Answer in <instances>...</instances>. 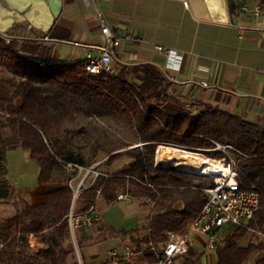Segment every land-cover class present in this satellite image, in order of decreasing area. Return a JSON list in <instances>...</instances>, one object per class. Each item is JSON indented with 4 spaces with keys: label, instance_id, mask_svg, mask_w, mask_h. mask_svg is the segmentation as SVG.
Listing matches in <instances>:
<instances>
[{
    "label": "trees",
    "instance_id": "1",
    "mask_svg": "<svg viewBox=\"0 0 264 264\" xmlns=\"http://www.w3.org/2000/svg\"><path fill=\"white\" fill-rule=\"evenodd\" d=\"M70 37L71 30L63 25H54L42 37L0 31V60L7 67L0 74V171L6 150L21 148L40 165L39 185L58 183L42 201H25L22 207L14 204L15 212L0 219V264H80L68 218L73 202L69 180L77 172H68L66 165L86 164L72 138H63L61 130L71 133L66 121L105 115L123 119L143 145L86 138L94 155L109 154L107 165L123 157L128 161L118 171L102 170L108 176L99 175L80 193L79 211L96 205L98 196L118 200L120 192L132 199H152L156 209L145 234L119 232L130 235V246L137 251L122 264L155 261L149 243L159 246L169 231L184 230L206 202L203 188L214 183L212 177L156 165L157 147L173 143L212 149L214 141L241 151H232L240 184L255 186L260 193L253 218L222 237L215 252L217 264H264V252L250 263L257 250L264 251V240L256 242L249 235L250 229L264 232V127L210 104L188 109L187 103L168 92L170 75L152 62L117 63L113 75L91 74L85 57H60L49 44ZM81 130L88 135L87 127ZM207 156L223 154L216 151ZM14 194L12 184L0 182V200L8 202ZM32 233L42 247H31ZM77 242L82 264H103L87 258L80 233ZM188 255L186 264H204L202 252L191 248Z\"/></svg>",
    "mask_w": 264,
    "mask_h": 264
},
{
    "label": "crops",
    "instance_id": "2",
    "mask_svg": "<svg viewBox=\"0 0 264 264\" xmlns=\"http://www.w3.org/2000/svg\"><path fill=\"white\" fill-rule=\"evenodd\" d=\"M96 1L119 34L133 33L140 38L122 41L115 64L152 62L170 75L168 92L185 103L195 108L210 104L264 127V18L240 19L247 25L240 34L239 21L232 15L235 5L230 0ZM19 2L33 3L37 14L43 16V10H48L43 6L46 0ZM7 19L0 16V20ZM54 25L71 30L69 40L49 41L55 49L61 48L60 53L55 50L60 57H85L93 46L102 43L95 5L87 6L84 0H63ZM158 45L182 55L180 69L168 67L169 58L156 48ZM52 185L56 184L41 186ZM195 250L202 252L196 246Z\"/></svg>",
    "mask_w": 264,
    "mask_h": 264
},
{
    "label": "rangeland",
    "instance_id": "3",
    "mask_svg": "<svg viewBox=\"0 0 264 264\" xmlns=\"http://www.w3.org/2000/svg\"><path fill=\"white\" fill-rule=\"evenodd\" d=\"M9 4L10 3H8L7 0H4V2L0 0V8H5L8 12L14 13L16 16L17 14H19L18 16L20 17L17 19H13L10 28L7 30L10 32V34L31 37L43 36L44 32L41 29L43 28L41 22L45 20L44 17L39 16L37 18H33L32 16L30 17L32 18L31 23L30 18H27V14L24 9L21 8V10L15 11L14 9H11L9 7ZM62 17L63 16H61V23L63 22ZM0 30L2 29L0 28ZM55 50L58 53L61 52V48H56ZM3 70H7V67L0 60V74ZM65 126L71 130V133L67 134V132L62 129V137L66 138L68 135V137L72 138L76 152L83 157L86 164V169H84L82 172L76 171L77 173L74 174L77 176L73 182L74 185L78 184L86 176L88 170L93 168L94 166H96L100 171L110 170L111 172H114L120 170L128 161L126 157H123L119 160H116L112 165H107L106 160L109 158V154H107V152L105 151H101L97 155H94L91 148L86 145V138L91 139L93 142L96 141L97 138H99L101 141L122 140L126 143H129L131 145L130 147L143 145V143L138 142L139 139L137 133L134 132V130H132L130 127H128L123 119L112 115L94 116L90 119H81V117H78L74 121H66ZM83 126L87 127L89 132L88 135L85 131L81 130ZM175 150L176 148L172 145H159L155 153V164L158 158L159 160L164 161V154L168 153L169 151H172L175 154ZM216 151L217 150H214L212 148L203 149V151L186 149V151L184 152L198 154L207 158V153ZM230 153L232 154V152ZM176 156L178 157V155ZM5 157L6 161L4 163L2 171H0V182L5 181L12 184L15 189V194L12 198L9 199L8 202L0 200V219L7 217L15 212L16 207L14 204H18V206L22 207L24 206L25 201L40 202L43 199L48 188H52L53 186L58 185V183H53L56 185L48 187L38 184L40 165L36 160L31 158L29 151L21 148L7 149ZM208 158H212L214 160L218 159L219 157ZM174 164L175 162L169 167L174 166ZM94 178L95 174L91 172L87 176L85 184L89 185L93 181H96ZM74 193L75 191L73 189V195ZM80 193L77 194L74 200L75 208L77 210H79L80 208ZM96 207L99 213V219L91 225H85L80 229L75 230L74 238L72 236V240L74 242L75 249L77 247L79 254H81L77 242V235L78 233H80L84 238L85 251L88 257L91 258L93 256L94 258H96V260L102 262L107 259L108 251L110 249L117 248L119 250H123L126 246H130V235H123L119 232L128 233L136 230L137 232L135 234H145L149 229L150 218L156 212L155 204L151 203L150 199L108 201L103 196H98ZM235 228L236 226L233 225H225L220 230L221 237L232 233ZM249 235H253V238H256V242H261L263 240L260 231L258 230L250 229ZM161 247L162 243L159 246L156 245L157 249H160ZM196 247L202 251L204 250L203 246L198 243H196ZM263 252V250H257L252 256L250 263H252ZM136 255L137 251L135 256ZM135 256H133V258ZM188 256L189 255H187V257ZM205 260L206 264H217L216 253L214 251H206L205 259L203 258V262Z\"/></svg>",
    "mask_w": 264,
    "mask_h": 264
},
{
    "label": "built area",
    "instance_id": "4",
    "mask_svg": "<svg viewBox=\"0 0 264 264\" xmlns=\"http://www.w3.org/2000/svg\"><path fill=\"white\" fill-rule=\"evenodd\" d=\"M235 5V10L232 13L233 18L237 22L242 18H264V0H230ZM87 6L95 5V20L102 34V43L93 46V50H89L85 54V68L91 74H106L113 75L116 73L115 53L123 40H139L140 38L133 33L125 35L119 34L113 24L108 20L105 13L97 4L96 0H84ZM188 5V2H185ZM239 33L243 34L247 25L237 23ZM47 38V37H46ZM159 51H163L169 58L168 67L171 69H180L183 57L176 50L165 48L162 45L156 46ZM207 85V83H204ZM187 108L194 111L190 104ZM214 150L220 151L223 156L215 159L224 166L223 172L220 174H210L207 170H187L200 176L212 177L214 183L211 186L203 188L206 194V202L200 212L188 223L184 230L169 231L166 239L162 243L160 249L156 248L154 243H149L148 248L156 254V259L151 264H186L185 260L190 249H195L197 241H201L204 250L202 251L205 259L206 251L216 252L221 243L220 230L225 225L241 226L245 225L253 218L255 211L260 206V193L255 186L243 188L238 179V171L236 161L230 153L235 151L241 153L239 149L231 144H222L214 141ZM178 150L191 149L203 151L204 148H189L178 144L169 143ZM161 160H156V165L160 164ZM68 172L79 171L86 169L84 166L76 163H68L66 165ZM95 174V180L101 174H105L98 170L96 166L89 169L86 176L76 185L73 184L76 175H73L69 180V185L74 189L73 202L68 214L71 233L80 229L82 226L91 225L99 219V213L96 205H92L85 211H79L75 208L74 200L80 192L92 186L95 181L89 185L86 183V178L90 173ZM108 176V174H105ZM118 200L131 201L132 197L127 192H120L117 195ZM151 203H154L150 199ZM264 240V232L260 231ZM37 236L30 234L29 241L32 248L37 249L42 247L36 241ZM136 251L131 246H126L123 250L112 248L108 251V257L103 264H122L130 261L135 256ZM206 264V260L204 261Z\"/></svg>",
    "mask_w": 264,
    "mask_h": 264
},
{
    "label": "bare ground",
    "instance_id": "5",
    "mask_svg": "<svg viewBox=\"0 0 264 264\" xmlns=\"http://www.w3.org/2000/svg\"><path fill=\"white\" fill-rule=\"evenodd\" d=\"M19 1L20 0H11L10 4L13 6L20 5L22 7H24L26 4L32 5L33 6L32 7L33 9H31L32 11H29V13L27 14L29 17H32L31 13H39L38 11H36V8H35L33 3H31V2H26V3L22 2L21 3ZM43 4H45V3H43ZM43 6H47V4H45ZM43 11H44V16L43 15L42 16L45 18V20H43L41 22V24L44 27V26H47L52 21L53 16L49 12V9L43 10ZM8 13H10V12H8ZM10 15H13V17L16 19L20 18L18 16L19 14H17L18 17L14 13H10ZM28 16H27V18H28ZM14 18L7 19L5 21H0V28L5 29L8 26H11V23H12ZM158 150H159V148H158ZM175 152L176 153L174 154L172 151H169L168 153L164 154V161H162V160L161 161L167 165H171L175 162L174 165H176V166L179 165V166L184 167L187 170H192V171H194V170H207V172L209 171L210 174H220L224 170V166L220 162L216 161L215 159L213 160L212 158H208V157L206 158V157H203V156L198 155V154H194V153H190V152H184V150L182 151V150L176 149ZM182 154H184V155H182ZM176 155H178V157ZM157 156H158V154H157Z\"/></svg>",
    "mask_w": 264,
    "mask_h": 264
},
{
    "label": "water",
    "instance_id": "6",
    "mask_svg": "<svg viewBox=\"0 0 264 264\" xmlns=\"http://www.w3.org/2000/svg\"><path fill=\"white\" fill-rule=\"evenodd\" d=\"M2 1L4 2V0H2ZM46 4L48 6L49 12L52 14L53 17H52V21L47 26H44L43 28H41L42 31L44 32L43 36L47 35L48 31L52 28L54 21L60 16V14L62 12V8H63V0H46ZM9 5H10L9 7L11 9H14L15 11L21 10V8L24 9L26 14H28V12L31 11V9H32V5H30V4H26L24 7L13 6L11 4H9ZM39 16H41V15H39L37 13H34L33 18L34 17L37 18ZM28 18H30V17L28 16ZM31 19L32 18H30V22H31ZM9 28H10V26L8 28L2 29L0 31L4 32V31H7ZM158 166L169 167L171 165H167L164 162H161L160 164H158ZM169 168H175V169H179V170L185 169L182 166H176V165H174L172 167H169ZM72 236L74 238V234L73 233H72ZM76 251H77V254H78V257H79V262H80V264H82L81 263L80 254H79V251H78L77 247H76Z\"/></svg>",
    "mask_w": 264,
    "mask_h": 264
},
{
    "label": "flooded vegetation",
    "instance_id": "7",
    "mask_svg": "<svg viewBox=\"0 0 264 264\" xmlns=\"http://www.w3.org/2000/svg\"><path fill=\"white\" fill-rule=\"evenodd\" d=\"M39 15H41L40 17H43L42 14H39ZM0 16H6V17L8 16L9 19L14 18L13 15H10V13H8L5 8H0ZM32 16H33V14H32Z\"/></svg>",
    "mask_w": 264,
    "mask_h": 264
}]
</instances>
